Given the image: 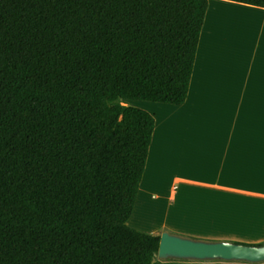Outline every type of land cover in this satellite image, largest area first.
Returning a JSON list of instances; mask_svg holds the SVG:
<instances>
[{
    "label": "trees",
    "instance_id": "16d2710c",
    "mask_svg": "<svg viewBox=\"0 0 264 264\" xmlns=\"http://www.w3.org/2000/svg\"><path fill=\"white\" fill-rule=\"evenodd\" d=\"M207 8L0 0V264H152L127 222L155 121L128 102H185Z\"/></svg>",
    "mask_w": 264,
    "mask_h": 264
},
{
    "label": "crops",
    "instance_id": "0c3cea01",
    "mask_svg": "<svg viewBox=\"0 0 264 264\" xmlns=\"http://www.w3.org/2000/svg\"><path fill=\"white\" fill-rule=\"evenodd\" d=\"M229 14L264 20V8L208 0L185 102L139 107L155 125L127 222L133 229L239 244L264 238V71L250 43L236 36V25L221 21ZM172 169L190 171L194 179L170 178ZM187 204H194V220L183 212ZM236 262L156 254L152 264Z\"/></svg>",
    "mask_w": 264,
    "mask_h": 264
},
{
    "label": "water",
    "instance_id": "95a60500",
    "mask_svg": "<svg viewBox=\"0 0 264 264\" xmlns=\"http://www.w3.org/2000/svg\"><path fill=\"white\" fill-rule=\"evenodd\" d=\"M157 257L260 263L264 262V245H244L226 241L205 242L163 232L160 235Z\"/></svg>",
    "mask_w": 264,
    "mask_h": 264
},
{
    "label": "rangeland",
    "instance_id": "374dc122",
    "mask_svg": "<svg viewBox=\"0 0 264 264\" xmlns=\"http://www.w3.org/2000/svg\"><path fill=\"white\" fill-rule=\"evenodd\" d=\"M221 21L236 25L237 27L236 36H238L239 38L242 37L247 42L250 43L251 53L256 57V60L258 61L259 70L264 71V20L256 16L248 17V16H241L239 14H229L227 16L222 17ZM128 104L138 109H140L139 107H144V106H163V105H157V104L141 102V101H130L128 102ZM159 118L160 117L157 116L158 120ZM171 171L170 170L168 171L170 172L169 173L170 178H173L174 176H181V177L183 176L185 178L194 179V173L190 171H183L180 169H172ZM146 174H148V171ZM161 185H164V187H167V185L169 184H161ZM182 188H183V185H179V184L177 185V195L181 193ZM191 190H194V188H191ZM191 196H194V193H192ZM166 199H167V196H166ZM184 210L185 211L183 212L185 213V215H187L189 218H192L194 220V204H187L184 207ZM170 234H173V233H170ZM174 235H178V234H174ZM178 236H181V235H178ZM181 237H184V236H181ZM185 238L198 240V241H205V240H201L195 235H189V236H186ZM259 239L261 240H259L258 242H252V244H244V243H240V244L264 245V238H259ZM205 242H210V241H205ZM236 264H251V263L236 262ZM255 264H259V263H255Z\"/></svg>",
    "mask_w": 264,
    "mask_h": 264
}]
</instances>
